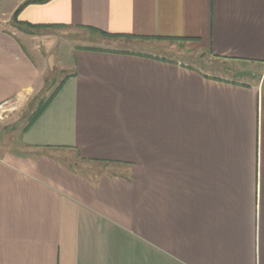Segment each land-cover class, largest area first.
<instances>
[{
  "label": "crops",
  "instance_id": "obj_1",
  "mask_svg": "<svg viewBox=\"0 0 264 264\" xmlns=\"http://www.w3.org/2000/svg\"><path fill=\"white\" fill-rule=\"evenodd\" d=\"M28 1L0 0V105L49 72L20 22L121 37L57 61L62 85L21 136L41 153L0 157V264H264V0ZM62 149L119 170L85 177Z\"/></svg>",
  "mask_w": 264,
  "mask_h": 264
},
{
  "label": "rangeland",
  "instance_id": "obj_2",
  "mask_svg": "<svg viewBox=\"0 0 264 264\" xmlns=\"http://www.w3.org/2000/svg\"><path fill=\"white\" fill-rule=\"evenodd\" d=\"M11 22L13 23L14 19L13 21L11 19ZM33 31H38L40 34L32 35L34 43L41 45L43 53L48 56L50 67L46 78L47 82H45L42 90L38 92L34 98L24 101L10 100L0 105V157L5 153L33 156L41 153L23 145L21 136L34 114L45 104L48 98L53 95L67 73L66 70L68 67L64 66L65 71H63L62 65L58 64L57 61L65 60L68 63L71 59L69 53L74 47L112 49L117 47L118 41H120L119 37L103 36L88 29L41 28L33 29ZM166 43L176 45L172 47V49L166 51L169 57L178 59L187 58L189 62L193 61L192 64L198 67H202L206 70L209 69V71H217L226 76L228 74L227 72L231 70L228 63L212 59L201 51L186 49V45L183 42L177 43L176 41H167ZM251 67L255 71L254 74H256V76H259L264 71L263 64H255L251 65ZM238 74L236 69L229 75L237 77ZM244 80L248 82L253 81L250 78ZM51 152H48V154L54 155L56 161H59L66 167H70L72 171L80 173L85 177H95L102 172H114L119 170V166L115 164L83 160L73 150L62 149L52 150Z\"/></svg>",
  "mask_w": 264,
  "mask_h": 264
},
{
  "label": "trees",
  "instance_id": "obj_3",
  "mask_svg": "<svg viewBox=\"0 0 264 264\" xmlns=\"http://www.w3.org/2000/svg\"><path fill=\"white\" fill-rule=\"evenodd\" d=\"M35 1H37V0H30V1H28L27 3L35 2ZM16 16H17V15H16ZM16 16H15V18L17 19ZM20 23H23V24H20V25H26V26H27V27H26L27 30H28V29L33 30V29H35L36 27H42L41 25H34V24H28V23L25 24L24 22H20ZM58 26H59V25H58ZM60 27H61V26H60ZM86 29H88V30H93V31L99 33L100 35L107 36V37H121V36H119V35L109 34V33H106V32L100 31V30H97V29H95V28H92V27H87ZM46 82H47V79H46ZM61 85H62V82H61V84L59 85V87L57 88V90L53 93V95L50 96V97L48 98V100L45 102V104L42 105V106L39 108V110L34 114V116L32 117L31 121L28 123V125H29L32 121H34V120L40 115V113L44 110V108L47 106V104L53 99L54 95H55L56 92L60 89ZM28 125H27V126H28ZM27 126H26V127H27ZM103 163H105V164H111V163H109V162H103Z\"/></svg>",
  "mask_w": 264,
  "mask_h": 264
},
{
  "label": "water",
  "instance_id": "obj_4",
  "mask_svg": "<svg viewBox=\"0 0 264 264\" xmlns=\"http://www.w3.org/2000/svg\"><path fill=\"white\" fill-rule=\"evenodd\" d=\"M245 75H252V72L250 71H243L238 74L239 77L245 76Z\"/></svg>",
  "mask_w": 264,
  "mask_h": 264
}]
</instances>
